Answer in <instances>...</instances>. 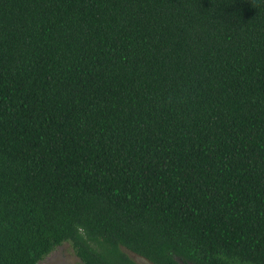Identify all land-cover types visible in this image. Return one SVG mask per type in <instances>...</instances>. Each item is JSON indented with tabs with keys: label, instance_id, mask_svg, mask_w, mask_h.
Masks as SVG:
<instances>
[{
	"label": "trees",
	"instance_id": "16d2710c",
	"mask_svg": "<svg viewBox=\"0 0 264 264\" xmlns=\"http://www.w3.org/2000/svg\"><path fill=\"white\" fill-rule=\"evenodd\" d=\"M264 264V0H0V264Z\"/></svg>",
	"mask_w": 264,
	"mask_h": 264
},
{
	"label": "rangeland",
	"instance_id": "374dc122",
	"mask_svg": "<svg viewBox=\"0 0 264 264\" xmlns=\"http://www.w3.org/2000/svg\"><path fill=\"white\" fill-rule=\"evenodd\" d=\"M39 264H82L74 254L69 243L57 247L46 256Z\"/></svg>",
	"mask_w": 264,
	"mask_h": 264
},
{
	"label": "flooded vegetation",
	"instance_id": "af4514ba",
	"mask_svg": "<svg viewBox=\"0 0 264 264\" xmlns=\"http://www.w3.org/2000/svg\"><path fill=\"white\" fill-rule=\"evenodd\" d=\"M130 256H131L132 259H134L139 264H151V263H149V262H147L145 260H142V259H140V258H138V257H136L134 255H130Z\"/></svg>",
	"mask_w": 264,
	"mask_h": 264
}]
</instances>
